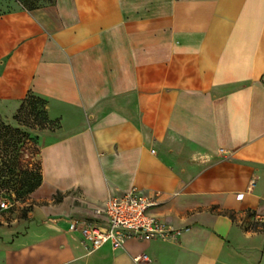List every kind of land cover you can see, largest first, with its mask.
<instances>
[{"label":"crops","instance_id":"1","mask_svg":"<svg viewBox=\"0 0 264 264\" xmlns=\"http://www.w3.org/2000/svg\"><path fill=\"white\" fill-rule=\"evenodd\" d=\"M263 81L264 0H54L0 14V118L33 93L59 121L37 132L35 223L2 245L5 264H241L264 244L241 217L264 214ZM133 188L179 240L86 250L71 221H104L96 210Z\"/></svg>","mask_w":264,"mask_h":264},{"label":"rangeland","instance_id":"2","mask_svg":"<svg viewBox=\"0 0 264 264\" xmlns=\"http://www.w3.org/2000/svg\"><path fill=\"white\" fill-rule=\"evenodd\" d=\"M53 1L0 0V14L20 6L26 9L45 7L52 4ZM28 101L23 103L22 110L21 105L19 106L20 109L11 119L4 121L0 118V122L4 126L18 129L24 134V136L15 139L9 136H6V139L0 138V159L2 162L5 160L9 162L10 167L0 178V203L5 202L7 204L6 209H0V236L5 237V243L0 240V264H5V255L1 250L2 245L6 247L13 245L12 240H9L11 233L16 234L21 232L20 230H27L35 223L28 218V215L36 202L32 200V195L27 190L28 186L40 176V166L37 159V132L45 129L36 126L39 116L36 115L37 112L32 114ZM46 127L52 129L48 125ZM1 132L4 134V129H1ZM241 217L242 226L245 229L251 228L257 222L264 221V214L252 216L246 213ZM240 260L241 264H264V244L255 250H244V258Z\"/></svg>","mask_w":264,"mask_h":264},{"label":"built area","instance_id":"3","mask_svg":"<svg viewBox=\"0 0 264 264\" xmlns=\"http://www.w3.org/2000/svg\"><path fill=\"white\" fill-rule=\"evenodd\" d=\"M156 200L146 193L131 189L129 192L107 199L96 215L104 221L73 220L69 226L70 232L79 235L81 244L89 251L100 249L108 244L113 251L123 248L130 238L139 240L178 241L183 230L172 229L158 220L151 210L155 208ZM5 202L0 203V209H6ZM134 264H146V255L132 259Z\"/></svg>","mask_w":264,"mask_h":264},{"label":"trees","instance_id":"4","mask_svg":"<svg viewBox=\"0 0 264 264\" xmlns=\"http://www.w3.org/2000/svg\"><path fill=\"white\" fill-rule=\"evenodd\" d=\"M27 10H35V9H27ZM37 97L38 96L34 95L33 93H29L23 99V101L20 103V105H21L20 108L22 110L23 109V107H22L23 103H25L29 99L28 104H29L30 111L32 112V114L37 112L36 115L39 116V119L37 120L38 124H36V126L40 127V129L50 130L49 128L46 127L48 125L49 127L52 128L51 130H53L54 128L58 127L59 121L54 120L52 122V121L48 120L47 115H46V107H45L46 101L40 96L38 98ZM1 129H4V132H5L4 134H2ZM6 136H9V137L15 139V138H18L19 136H24V134L21 133L18 129L6 127L3 125V123L0 122V138L1 137L5 138ZM8 164H9V162H7L6 160L4 162H2V160L0 159V178L2 177V174H4V172L6 170L10 169ZM41 181L42 180H41V175H40L38 178L35 179V182H33L32 184H30L28 186L27 191L29 193H32L35 189H37L41 185ZM248 213L250 215L254 216V213H252L250 211ZM229 217H231V216H229ZM248 230L253 231V232H257V233H264V221L255 223Z\"/></svg>","mask_w":264,"mask_h":264}]
</instances>
